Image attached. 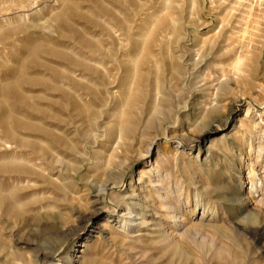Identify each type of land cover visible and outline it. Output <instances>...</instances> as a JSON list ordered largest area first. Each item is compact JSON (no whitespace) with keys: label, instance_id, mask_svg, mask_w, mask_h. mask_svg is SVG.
<instances>
[{"label":"rangeland","instance_id":"obj_1","mask_svg":"<svg viewBox=\"0 0 264 264\" xmlns=\"http://www.w3.org/2000/svg\"><path fill=\"white\" fill-rule=\"evenodd\" d=\"M129 182L138 233L110 217ZM247 214L264 225V12L0 0V264H264Z\"/></svg>","mask_w":264,"mask_h":264},{"label":"bare ground","instance_id":"obj_2","mask_svg":"<svg viewBox=\"0 0 264 264\" xmlns=\"http://www.w3.org/2000/svg\"><path fill=\"white\" fill-rule=\"evenodd\" d=\"M237 63V62H236ZM157 170V169H156ZM159 170H157V173H158ZM194 178V177H193ZM122 180H124V177L122 176ZM130 181V180H129ZM149 182V181H148ZM156 182L157 184V181L153 180L151 181V185L153 188L156 187L157 185H154V183ZM159 183V182H158ZM132 183L129 182L128 185H126V188L124 189V192H123V198H122V204H120L119 206L120 207V214L119 215H116V214H110V217H114V220L116 222L119 223V225L121 226L122 229L124 230H129L130 232H135V233H138L140 232L141 230L143 231L146 227L150 226L149 224V220L148 219V210H147V204L145 205L144 204V201L140 198H138V196L136 195L135 193V190L134 188L132 187ZM132 187V188H130ZM158 187V186H157ZM107 187L106 186H103L101 188L98 189V197L101 198V199H104L105 198V192H106V189ZM203 189V188H202ZM206 190V189H205ZM155 191V190H154ZM157 195H159L161 197V200L163 199L162 197L164 196H161L163 193L160 192L159 188H156V191ZM202 192V191H201ZM155 193V194H156ZM205 195L207 194L206 192H203ZM122 195V194H121ZM207 196V195H206ZM211 196V195H210ZM97 197V198H98ZM158 197V196H157ZM159 197V199H160ZM143 198V197H141ZM211 198H208V202L207 204L204 203V210H207L208 212H210L211 214H213V217H216L217 215V212H216V203L213 201H210ZM199 200V199H198ZM160 201V200H159ZM202 202V200H200ZM163 202V201H161ZM168 202V201H167ZM166 203V202H164ZM200 203V202H199ZM210 203V205H209ZM163 204V203H162ZM172 205V204H171ZM165 206V204L163 205ZM167 206V205H166ZM165 206V207H166ZM171 206H167V211L170 215V218L173 220V225H178L181 224L179 223L178 220H176V214L174 213V209L173 211L171 210ZM240 209H242V206L240 205L239 206ZM100 211V210H99ZM157 213V212H156ZM155 215V214H154ZM160 216V215H159ZM162 216V215H161ZM155 217V216H154ZM153 217V218H154ZM160 220V219H159ZM151 221V220H150ZM184 221H186L184 219V217H182L181 219V222L183 223ZM154 222V221H153ZM212 222V221H211ZM104 225V224H103ZM153 225V224H152ZM164 225V224H163ZM196 224H191V226H195ZM207 227L208 226H211V227H214L216 228L215 225H211V224H205ZM159 226V229L158 231L160 232V235L159 237L161 238L162 241H168V240H171L170 238L172 239H175V237L173 235H171L169 232H167L166 229L163 228L162 225H158ZM239 226L241 227H245L246 228H249V227H253V226H256V227H264V225L261 223L260 220H258V217L257 215L255 217H252L251 215H245L243 217V222L239 224ZM217 229V228H216ZM244 229V230H245ZM263 230V229H261ZM152 232V231H151ZM146 235H147V232H145ZM262 233V232H261ZM136 235H139V234H136ZM141 236V235H140ZM172 241V240H171ZM173 242V241H172ZM177 242V241H176ZM175 242V244H176ZM177 247V246H176ZM86 264H89V263H86Z\"/></svg>","mask_w":264,"mask_h":264},{"label":"built area","instance_id":"obj_3","mask_svg":"<svg viewBox=\"0 0 264 264\" xmlns=\"http://www.w3.org/2000/svg\"><path fill=\"white\" fill-rule=\"evenodd\" d=\"M250 2L254 7L264 12V0H250Z\"/></svg>","mask_w":264,"mask_h":264}]
</instances>
